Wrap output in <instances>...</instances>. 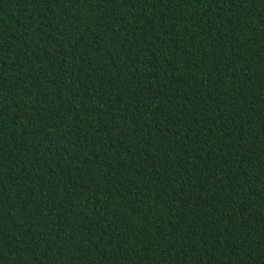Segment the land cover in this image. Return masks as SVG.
Instances as JSON below:
<instances>
[{
    "label": "trees",
    "instance_id": "trees-1",
    "mask_svg": "<svg viewBox=\"0 0 264 264\" xmlns=\"http://www.w3.org/2000/svg\"><path fill=\"white\" fill-rule=\"evenodd\" d=\"M0 264H264V0H0Z\"/></svg>",
    "mask_w": 264,
    "mask_h": 264
}]
</instances>
